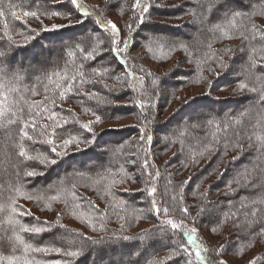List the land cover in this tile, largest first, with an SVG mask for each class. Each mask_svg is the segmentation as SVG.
<instances>
[{
    "label": "trees",
    "instance_id": "trees-1",
    "mask_svg": "<svg viewBox=\"0 0 264 264\" xmlns=\"http://www.w3.org/2000/svg\"><path fill=\"white\" fill-rule=\"evenodd\" d=\"M28 1L32 0H6L7 3H11L12 10L17 12L19 18H13L7 13L5 17L0 18V46H5L7 52L5 56L9 51L13 54L11 60H6L5 56L0 59V94H2L0 100L6 102L10 100L11 103L7 106L12 109L6 117L0 119V138L10 136L13 140L19 141L17 149L7 147L0 155V183L5 180L8 184L6 189L4 188L7 192L1 196L0 202L9 196H16L17 189L26 192L32 198L16 196L15 205L25 214L18 215L15 219L28 227L43 226L46 230L39 234L14 232L12 229L15 226L9 225L5 216L0 214V255L23 257V250L13 244L14 236L18 234L26 244H31L33 247L60 249V252H29L27 257L29 260L36 264H68V260L75 257L67 256L65 253L81 252V258L84 253L82 250H87L86 244L106 240L112 241L110 243L112 244L118 240H128L123 236L127 235L130 238L129 233L137 223L118 222L124 218L123 211L126 209V214H133L137 218L135 221L143 219L153 224V228L141 234L144 241L163 231L175 245L174 250H167L160 261L155 262L153 258L146 257L144 264H162L161 262L168 260L177 246L181 250L178 254L182 256L185 264L188 261L190 264H201L196 255L198 250L205 257L204 264L208 261L211 264H219L220 261L224 264H253V262L264 264V194L261 198H253L257 192L259 193L252 188L259 182L258 176L251 177V174L247 173L253 160L261 161L264 165V100L260 99L261 94H264V31L255 33L252 31V25L264 30V0H247L252 3L250 6L245 1L243 4L239 0H216L209 12H205L207 7L203 6L207 0H165L172 15L182 21L181 25L177 26V30H173L175 34L187 37V33L180 27L185 26L187 21L188 25L189 20L199 21L200 28L207 31L198 36L200 43L191 44L176 41L172 37L155 36L145 46L146 51L149 56L151 54L161 58L157 59L159 61H172L178 58L179 66L186 67L180 71V76L185 80L181 86L199 87L203 94L193 100L185 98V104L182 103L183 108L180 107L177 112L178 118L174 117L171 121L163 122L162 125L153 122L147 129L142 128L143 132L141 128L132 127L126 141L118 147L120 156L109 153V157L105 160L98 158L104 161V164L97 170V174L100 175L97 179L87 173L89 171H82L84 174H81V178L72 179L76 171L70 167L59 176L58 181H54L46 188L35 187L34 182L38 174L28 177L24 175L23 169L27 168L28 171L40 174L37 169L45 172L56 165L62 164L67 168L70 162L77 164L78 156L87 148L88 142L101 136V134L96 136L98 132L96 123L91 130L84 125L90 124L87 120L89 115L102 119L96 111L99 104H104V93L114 90L126 96H135L132 94L133 92L136 94V90L139 92L151 90L154 96L157 86L149 88L145 85L146 90L142 87L135 89L140 84L139 82L133 84L134 78L131 73L135 72L131 70L135 69L134 63L137 59L134 57L127 60V67H123L117 60L116 54L112 52L111 55H106V51L112 50V32L96 27L93 28L92 35H89L85 30L89 29V25L84 29L86 34H83V38L79 40L77 38L69 46L61 44L52 65L42 64L36 68V71H28L23 66L15 67L14 60L17 61L19 56H22L23 64L27 58L38 61L37 55L42 54V51L49 54L43 43L38 50H34L33 47L38 40L29 42V39L39 31H42L47 39L59 34L60 40L64 39L65 37L62 36L64 28L72 25H65L63 22L73 15V6L76 8L70 0L71 3L68 2L66 9L56 2L52 4L54 10L47 12L49 7L47 0H42L43 7H37L36 3H32L35 4L32 6ZM119 1V10L124 12L123 14L130 13L132 21H136L137 12L129 7L130 0ZM191 1L195 3H190ZM156 2L157 0H148V9H152ZM26 11L36 12L37 16L25 17L23 14ZM65 11L71 13L67 14ZM52 12L60 15L53 16ZM234 15H241L237 18L240 23L236 27H231L229 21ZM57 21L62 23L61 25L57 23L59 27L55 30H45L49 23L53 24ZM5 22L8 25L7 35L4 34ZM218 25L221 26L219 29H217ZM244 25H247V30H243ZM90 39H93L92 42L89 41ZM230 42H237V45L230 46ZM134 43L131 40L129 50L134 47ZM93 49L96 51L93 52ZM226 49H231V52L224 54ZM89 52L93 53L91 58L88 57ZM112 58L116 59V66L113 65ZM220 60L225 64L223 69L220 67ZM253 61H255L254 66H252ZM249 69L260 79L250 81L246 75ZM70 78L72 80H69ZM242 83L246 84L247 88L239 89ZM128 86H133V90L129 91ZM12 88L15 90H10ZM248 88H254L255 91H248ZM228 93H231L232 97L228 96ZM159 97L161 103L154 108L157 107L162 111L168 97ZM99 98L101 99L98 100ZM139 100L141 101L140 98ZM145 102L149 107L153 101L146 98ZM30 105H42V107L30 108ZM257 108L261 109L262 115H259V111L256 116L251 114V111ZM141 110L142 108L138 106L137 112L141 114ZM158 110L154 119L159 116ZM13 111L16 112L15 117L12 116ZM48 111L57 118L63 117L64 121H61L58 127H53V122L47 118ZM146 112H149V115L155 113L151 109ZM147 113L143 114L147 115ZM10 119H14L15 122L8 123ZM237 120L240 123H237ZM29 121H35L34 124L29 123L27 129L32 137L31 140L20 135V130ZM154 128L158 129V135L161 134L160 139L153 137ZM142 135L151 136V143L142 139ZM73 137L81 141L79 146L70 144L64 149L63 155H57V152L63 150L60 147L63 140ZM237 141L239 147H236ZM131 142H135L136 147L130 151L127 147ZM53 146L56 151H53ZM22 148L33 159L21 157L19 152ZM108 150L110 152L114 149L111 147ZM43 157L55 162L46 165L43 163ZM36 162L42 167H36ZM127 162H134L136 166L132 167ZM13 169L21 174L23 171L21 177L24 180L20 181L18 178L16 184L10 173ZM262 176H264V166H262ZM171 178L178 180L171 181ZM81 180L90 183L93 186L90 189H96L106 196L103 202L107 203L106 207L113 212L112 215L104 216L102 219L94 218L95 215L98 216L97 210L92 205L96 202L88 199L82 188L85 183H81L83 182ZM173 185L174 188L175 186L180 188L178 193H173ZM152 187H155L156 192L149 195ZM259 190L263 193V186ZM68 198H74L72 202H77L79 208L92 217V222H84V224L93 231L94 235L61 226L56 214L54 218L44 221L37 214H28L21 205L22 201L30 202L36 208L48 209L54 205L67 204ZM236 198L240 200L239 203ZM153 200L156 207H168L170 214L168 216L157 214L152 207ZM81 201H84L89 208L82 206ZM218 204L219 207L216 206ZM144 206H148V211ZM185 208L188 210L186 214L183 211ZM213 214L220 217V222L214 226L211 218ZM233 218L236 221H232ZM248 218H255L256 221L246 228ZM168 219L182 223L183 227L177 231L166 224L162 227L161 221ZM245 228L247 230L244 235L242 234L245 236L243 237L239 235L238 229L243 231ZM226 229H229V233L225 232ZM205 231L208 233L210 231L212 241L204 236ZM108 235H116V237L110 239L107 237L112 236ZM138 236L137 234L132 237L135 239ZM189 237L194 242H190ZM214 240L218 245L212 244ZM13 247L17 250L13 251ZM101 247L111 246L101 245ZM185 249L186 253L183 251ZM234 249H238V253H235Z\"/></svg>",
    "mask_w": 264,
    "mask_h": 264
},
{
    "label": "rangeland",
    "instance_id": "rangeland-1",
    "mask_svg": "<svg viewBox=\"0 0 264 264\" xmlns=\"http://www.w3.org/2000/svg\"><path fill=\"white\" fill-rule=\"evenodd\" d=\"M47 1L49 3L47 12H50V10L53 11L54 10V8H52V4L54 3L53 0H47ZM60 1L61 0H57L58 5L62 6L64 9L67 8V4L71 3L70 0H64L63 3L62 1L61 2ZM147 1L148 0H139L140 6H137V0H130L128 2L129 7H132V9L136 10L137 12L136 13L137 20L133 22L130 13L126 12L125 14H123L124 12L119 10V7H120L119 0H79V3L83 5V8H77V7L75 8L73 6V10H72L73 15H71V17L67 16L69 18H67V20H64L63 22L65 23V25L66 24L72 25L70 27L64 28L65 31L63 32L64 34H62V36L65 37L64 39L60 40L61 38V36L59 37L60 34L59 35L56 34L58 36H53L47 39L46 37L43 36L44 34L42 31H39L40 33L38 32L34 34L33 37L29 39L30 40L29 42H32L33 40L36 42L38 40L33 47L34 50H38L39 46H41V43H43L45 45V48L49 50V51L47 50L48 52H50L49 54H47L45 51H42V55L39 57L38 61H34L33 59L27 58L23 61V64L21 61L22 56H19L17 58V61L14 60L15 67L23 66L28 71H36V68L42 64L52 65V62L55 61L56 59L55 57L57 56L59 47L61 46L62 43L67 44L69 46L77 38H78L77 40L83 38L84 35L86 34V31L89 35H92L91 33L93 32V28L95 29L96 27H102V29H104L103 25H100L97 22L99 20V21H103L105 25L109 26L106 31L111 32V28H110L111 23H115L117 25L118 34L116 35L115 39L121 42L118 45L120 48H123L122 42L124 40L128 42V45L131 42V40L135 42L134 47H132L131 50H129V47H128L127 49H124L119 55L116 54L117 60H119L120 64L123 67H127V60L129 61V59H132L134 57L135 59H137L134 63L135 69H133L132 67L133 70H131V71H134L137 75L136 76L135 73H131L132 77L134 78L133 84L134 82H139L140 84V86L135 87V89H139V87H142L144 90H146L147 89L146 86H148L149 88H151L152 86H157V89L155 91L153 90L155 93L154 96L152 95L153 92L151 90L146 91V92L144 91L139 92L138 90H136V94L134 92L132 94L135 96H126L123 93L121 94L118 91L115 92L114 90L104 93V97H105L104 98L105 100L103 101L104 104H99V107L97 108V111H96L102 117V119L100 120L101 122L97 123L96 118L92 115H89L87 118L88 122L92 126L95 123L97 124L96 127H97L98 132L96 133V136L98 134H101V136L97 139L93 138L88 142V144L86 145L87 148L83 152H81L80 156H78L79 159L77 160V164L75 165L70 162L69 163L70 166L67 168L66 167L64 168L63 165L60 164V165H56L55 167H51L45 172L41 171V169L35 168L40 172V174L37 173L38 174L36 176L37 180L36 182H34L35 187L46 188L52 185V183H54V181L55 182L58 181L59 176L62 175V173L66 171L67 169H70V167L71 168L73 167L72 170L76 171L75 172L76 175L72 179L81 178V174H84L82 173V171H89L87 173L93 175V177L97 179L100 176L97 174L98 173L97 170L99 166H103L104 164V161H100L98 160V158L101 160L103 159L105 160L107 159V157H109V153L112 155L117 154L118 156H120L121 152L118 150L119 149L118 147L121 146L122 143L126 141L127 139L126 137L131 131L132 127L134 128L137 127V129H140V128L147 129V127H149L151 123L153 122L156 125L157 124L162 125L163 122L171 121L172 118L177 117V112L179 111V108L180 107L183 108V104H185L184 100H186L185 98L188 97L187 98L188 100H193V99L199 98L200 95L203 94L201 88L199 87H193V88L185 87L184 88L181 86V84L185 80L183 77L180 76V71L186 69V67H184L183 65L179 66V63H177L178 58H174L172 61L170 60L169 61H164V60L159 61L157 59H161V58H156L151 54L150 56L148 55L145 46L147 45V43H149V41H151L150 39L155 36H166L167 38L172 37L176 41L178 40L185 41L190 44L192 42L200 43L201 41L199 40L198 36H200L201 33H204L205 31H207V29L204 30L203 28H200L199 21L189 20L188 25H187L188 23L187 21L185 26L180 27L187 33L186 34L187 37L184 38L182 36H179L175 34L173 30H177V28L181 25L182 21H180L178 18H175L176 16L172 15L171 11L169 10L168 3L165 0H157V2L154 4L155 6H152V9L150 8V10L148 9L147 13H143L141 11V7L144 4H147ZM239 1L240 3H243V4H244V1L246 3H249L247 0H239ZM215 2L216 0H207L206 4L203 5L204 7H207L205 12L206 11L209 12L210 8H212ZM28 3L32 6L35 5L32 3H36L37 7H41L43 5L42 0H37V2L36 0H32L31 2L28 1ZM190 3H195V2L191 1ZM251 4L249 3V6ZM84 10H87V12L89 13L88 16L83 15ZM68 13L70 14L71 11L67 12V14ZM79 16L83 18L89 17L92 20L91 22L92 24L88 22L90 26L89 29L79 27V23L81 21ZM142 16L145 17L143 22L140 21V17ZM206 18H207L206 20L209 19V17H207V14H206ZM57 23H59V25L62 24L61 21L60 22L57 21L53 24L49 23V25L47 26L48 28L46 29H51L49 27L53 25H57ZM92 40L93 39H90L89 41L92 42ZM229 45L234 47L237 45V42H230ZM9 52L5 56V53H7L5 46H0V59L1 57L5 56L6 60H11V57L13 54H10ZM112 52L113 51L110 49L109 51H106L107 54L106 53H103V54L111 55ZM113 54L115 55L114 52ZM112 61H113L112 62L113 65L116 66L117 65L116 59L112 58ZM113 65L112 67H114ZM237 67L238 65H236V68ZM117 69H119V67ZM73 74H75L74 71H73ZM69 80H72V79L70 78ZM128 82H131V81H128ZM127 88L130 91V89L133 90L132 88L134 87L128 86ZM158 88H160V90ZM143 92L145 93V95L143 94ZM148 93L149 95H152V96H149ZM230 94L231 93H228V96H230ZM142 95L144 96L143 98H142ZM159 96L168 97L166 102H164L166 104L163 105L162 111H160L161 109L157 107L154 108V106H159V104L161 103V99ZM139 98L141 99V101L139 100ZM146 98L148 99L150 98L151 101H153L149 107H148L149 104L147 105L145 102ZM100 99L101 98H99L98 100ZM138 102H142V103L138 104ZM140 104L146 105V108L140 111L141 114L137 112L138 106H140ZM150 109L151 111L155 112L152 115L150 113L151 117L149 115V112L148 113L146 112V110L150 111ZM157 110L159 111V116L157 119L155 118L156 119L155 120L153 117L157 113ZM260 111L261 109L257 108L256 110L254 109L253 111H251V114L256 116L257 115L256 113L258 112L259 115H262ZM143 113H147V115H144ZM169 124L174 125L171 123ZM167 128H169V126ZM157 131L158 129L154 128L153 137H156V139L157 138L160 139L161 134L159 133L158 135ZM181 131L182 129L180 130V133ZM18 145H19V141L17 139L13 140L10 136L5 137V138L4 137L0 138V155L2 151L5 150L7 147L8 148L13 147L17 149ZM111 147H113L114 150H111L109 152L108 149H110ZM135 147H136L135 142L134 143L131 142L129 143L127 150L131 151L132 148H135ZM60 152H63L64 154V149L61 150ZM20 163L22 165V162ZM127 164L131 165L132 167L133 165L136 166L134 162H127ZM250 165H251L250 169L248 170L247 173L251 174V177L258 176L257 178L259 181L257 184L253 185L252 187L253 190L259 191V193L257 192L253 198L255 199L261 198L264 192L262 193L261 190L259 189L262 186L264 189V176H262V166L264 165L262 164L261 161L257 162L254 160L251 161ZM36 167H42V165L36 162ZM14 169L10 173L11 175H13L14 177L13 180L17 184L19 180L20 181L24 180V178L21 177L23 176V171H21L22 172L21 174L19 173V171H15ZM23 170H25L24 171L25 173L29 169L26 168ZM53 170H56L54 171L55 173L53 172ZM235 177L236 176H234V178ZM173 179L178 180L177 178H171L170 180L173 181ZM81 181H83L81 183H85L84 180H81ZM155 184H157V181L155 182ZM7 185L8 184L7 182H5V180L0 183V198L1 196H3V194L7 192V191H4ZM91 187L93 186L90 185V183L86 182L82 188H84L87 196L89 197L88 199L96 202L92 204L93 208L96 209L98 213V216L95 215L94 218L102 219L104 218V216L108 217V215H112L113 212H111L106 207L107 203L103 202V199H106L105 198L106 196L103 194H100V192H97L96 189H90ZM172 189H173L174 194L180 191V188L178 186H175L174 188V185H173ZM67 200H68L67 201L68 203L65 205L63 204L65 208L62 205H54L48 208L49 210L44 209V208H36L30 202L22 201L21 205L22 207H24L26 212H28V214H37L44 221L45 220L47 221V219L54 218L56 214V216L59 219L58 223L61 226L63 227L66 226L71 230H77L79 232L82 231V232H86L88 234L94 235L93 231L85 227V224H84V222L85 223L92 222V217H90L88 213L83 212L79 208V204L77 202L76 203L72 202L74 198H68ZM136 202H138V200ZM239 202L240 200L237 201V203ZM81 204L82 206H85L87 209L89 208V206L84 201H81ZM216 206L219 207V204ZM144 207H146V211H148V208H147L148 206H144ZM217 207H214V208H217ZM214 211L216 212L217 210L215 209ZM123 213H124L123 214L124 218H122L118 222L132 221L134 223H137L136 227L133 228L131 232L129 233L131 237L128 238V241L133 242V245L131 244L132 246L130 247L122 246L126 240H122V241L118 240V242H115L112 244H110L112 241H109V240H106L100 243L86 244L88 245L86 249L93 251V252L89 254L88 260H86L83 263H79V264H144L145 263L144 260L146 257L153 258L155 262L156 260L158 262L160 261V258L163 259V255H165L164 253L167 250H174L175 245H174L173 240H169L165 236L163 231L157 232L153 237L150 238V240L144 241V239L141 237V234L145 232L146 230H148L149 228H153L152 226L153 224L148 223L144 221L143 219H139V221H135V219L137 218L134 217L133 214H129V213L126 214V209L123 211ZM147 214L149 215L150 213L148 212ZM216 215L213 214V217H211L213 220V224H212L213 226L217 225L220 222V217H217ZM59 217H62L63 219H60ZM216 217L219 219H217ZM232 221H236V220L233 218ZM255 221H256L255 218L253 219L248 218V221L246 223V228L248 226L250 227ZM200 225L201 227H204L203 224H200ZM115 228L117 230V224L115 225ZM208 228L210 227L208 226ZM246 228L243 231L241 229H238L239 235L243 236L246 233V230H247ZM225 232L229 233V229H226ZM209 233L208 231H205L204 236L208 237V239L211 240V236ZM234 233H236V231ZM99 234H104V233H99ZM137 234L139 236L134 239V237L132 236L137 235ZM108 236H112V235H108ZM114 237H116V235L112 237H107V238L113 239ZM212 244L215 246L218 245L216 240H214ZM101 245H107V246L112 247V248H105L106 251H109L107 252L106 256L104 255L101 257V254H99L100 252L96 251L97 248L101 247ZM195 247H196V244H195ZM87 250L84 249L82 250V252L85 253ZM237 250L238 249H234L235 253H238ZM80 255H81V252H79V255L76 256L75 258L68 260V264H78L77 262H78V259L80 258ZM170 255H172V253ZM248 257H250V254ZM161 263L162 264H185L182 256L178 253L177 255H172L171 259L165 260ZM206 264H211V262L208 261V263Z\"/></svg>",
    "mask_w": 264,
    "mask_h": 264
},
{
    "label": "snow or ice",
    "instance_id": "snow-or-ice-1",
    "mask_svg": "<svg viewBox=\"0 0 264 264\" xmlns=\"http://www.w3.org/2000/svg\"><path fill=\"white\" fill-rule=\"evenodd\" d=\"M54 3L57 2V0H53ZM72 3L77 7V8H83V5H81L79 3V0H72ZM9 5V9L7 11V14H10L11 17L13 18H16L18 19L19 16L17 14L16 11L12 10V6H11V3H8ZM137 6H140L139 5V0H137ZM0 11H2V9H0ZM141 11L143 13H147L148 11V5L147 4H144L142 7H141ZM25 17H36L37 16V13L36 12H24L23 14ZM51 15L53 16H59L60 14L57 13V12H52ZM83 15L84 16H88L89 13L87 12V10H84L83 11ZM6 16V13L4 14H0V18H3ZM238 17H241V15H234L232 17V19L229 21V26L231 27H236L238 23H240V21H238ZM145 17H140V21L143 22ZM100 25H103L104 29L107 30V28L109 27L108 25H105L103 21H97ZM4 27H5V35H7V28H8V25L7 23L5 22L4 24ZM57 27V25H53L51 29H45V30H55ZM221 26H217V29H219ZM110 28H111V32H112V40H111V43H112V51L119 55L124 49H127L129 47L128 45V42L126 40H124L122 43H123V48H120L118 45L121 43L120 41H118L117 39H115L116 35L118 34V29H117V25L115 23H111L110 25ZM243 30H247V25H244V29ZM252 31L253 33H255L256 31H264V30H259L256 28L255 25H252ZM96 50L93 49V52H95ZM231 52V49H226L224 54H227V53H230ZM93 55L92 52H89L88 53V57L91 58ZM220 63V67L221 69H223L225 67V64L222 60L219 61ZM255 64V61H253V65L254 66ZM106 71V70H105ZM82 75V74H81ZM246 75L248 76L249 80L252 81V80H257V79H260L258 77H256V75L249 69L248 72L246 73ZM247 88V85L246 84H240L239 85V89L243 90ZM251 89H254V88H248V91H251ZM70 90V89H69ZM64 97V93L62 92L61 93V98L63 99ZM6 99V97L4 98ZM42 105H30V108H41ZM140 107L142 109L146 108V105L145 104H140ZM47 118L49 120H51L53 122V127H58L59 124L61 123V121H64V118L63 117H60V118H57L56 116H54L50 111H48V115H47ZM0 119H3V117H0ZM146 119V118H145ZM66 122V121H65ZM96 122L99 123L100 122V118L97 116L96 118ZM29 123H35V121H29L27 123L24 124V128L20 130V135L22 138H25V139H29L31 140L32 137L28 134V126H29ZM85 128H88L89 130H91L92 128V125L91 124H88V125H84ZM141 131L143 132V129H141ZM142 139H145L147 142L151 143L152 141V137L151 136H147V135H142ZM49 143H51V141H47ZM81 143V141L75 137L71 138V139H64L63 140V143L60 145V147L62 149H67L68 146L70 144H75L77 146H79V144ZM226 148L228 147L227 145L225 146ZM236 147H239V141L236 142ZM53 151H56V148L55 146H53ZM19 155L21 157H26L27 159H33L32 156L28 155V153L26 151L23 150V148L20 150L19 152ZM57 155H63V152H57ZM43 163H45L46 165L49 164V163H52L48 157H43ZM24 175L30 177V176H35L37 175V172L35 171H26L24 173ZM156 175H159V173H156ZM20 189H17V192H19ZM156 192V189L155 187H152L151 188V191L149 193V195L153 194ZM30 199L32 198L31 196L29 197ZM39 199V197L37 198ZM53 199H56V197H53ZM175 199V198H173ZM9 203L11 204V207L4 211V210H0V214H3L4 216L5 215H9L10 214V219L7 221V223L9 225H14L15 227L12 229L14 232L18 231V232H31V233H35V234H39L43 231H45L46 229L43 227V226H33V227H28L26 225L23 224V226L19 223V220L15 219L16 216L18 215H24L25 213L22 211V210H18L17 211V207L15 205V203H12L11 201H9ZM3 202H0V205H2ZM152 207L153 209H155V211L157 212V214H163L164 216H168L170 214V210L168 207H156V203H155V200H153V204H152ZM183 211L185 212V214L187 213V209H183ZM169 225L171 227L172 230L174 231H177V230H180L183 225L182 223H178V222H174L173 220L171 219H168V220H165V221H161V226L163 227L164 225ZM22 227H23V230H22ZM121 227L123 228V225H121ZM17 237H19L20 239H17ZM124 239H128L129 237L127 235L123 236ZM189 241L190 242H194L192 241L191 237H189ZM13 244L15 245H18L22 250H23V257H15V256H12V257H4L2 255H0V264H36V262L34 261H31L29 260L27 257H28V254L29 252H49V251H52V252H60V249L59 248H52V249H49V248H39V247H33L31 244H26L24 239L20 236V235H15L14 236V239H13ZM16 247H13V251H16ZM185 253L187 252V250H183ZM177 253H181V250L179 248V246H177V248L175 249V251L172 253V255H177ZM67 256H71V257H76L79 255V253L77 252H67L65 253ZM172 255H170L168 257V259H171L172 258ZM197 259L201 262V264H204V261H205V257L201 255L200 251L198 250L197 253ZM187 264H190V261L187 262ZM219 264H224L223 261H220ZM253 264H255V262H253Z\"/></svg>",
    "mask_w": 264,
    "mask_h": 264
},
{
    "label": "clouds",
    "instance_id": "clouds-1",
    "mask_svg": "<svg viewBox=\"0 0 264 264\" xmlns=\"http://www.w3.org/2000/svg\"><path fill=\"white\" fill-rule=\"evenodd\" d=\"M0 9H2V11H0V14H4L7 13L8 9H9V5L6 2V0H0ZM10 90H15V88H12ZM251 91H255V89H251ZM2 95V94H0ZM260 99L264 100V94H261ZM10 100L9 101H4V100H0V117H6L7 113L9 111H12L11 107L7 106L10 105ZM12 116L15 117L16 116V112H12ZM15 120L14 119H10L8 120V123H14ZM237 123H240L239 120H237ZM52 163H54L55 161H51ZM16 196H23L26 199H30L29 195L26 192L23 191H19L16 193ZM16 196H9L7 199L3 200V204L0 205V210H8L11 207V204L9 203V201H11L12 203H16ZM18 211V209H17ZM10 214L9 215H5V220L8 221L10 219ZM20 223V222H19ZM22 226L23 224L20 223ZM23 230V227H22ZM17 239H20L19 237H17Z\"/></svg>",
    "mask_w": 264,
    "mask_h": 264
},
{
    "label": "bare ground",
    "instance_id": "bare-ground-1",
    "mask_svg": "<svg viewBox=\"0 0 264 264\" xmlns=\"http://www.w3.org/2000/svg\"><path fill=\"white\" fill-rule=\"evenodd\" d=\"M79 18L81 19V21H80V23H79V27H81V28H85L87 25H89L88 22H90V24H92V23H91L92 20H91L89 17L83 18V17L79 16ZM41 55H42V54L39 53V54L37 55V59H39V57H40ZM43 55H44V54H43ZM131 244L133 245V242H130V241L126 240L122 246L130 247V246H132ZM106 248H112V247H106ZM163 250H164V249H163ZM96 251H97V252H100L99 254H101V257L104 256V255L106 256L107 252H109V251H106V250H105V247L97 248ZM91 252H93V251H90V250L86 251L85 253H86L87 255L84 253L83 256L80 258V261L78 262V264H79V263H83V262H85L86 260H88V258H89V254H90ZM94 253H95V252H94Z\"/></svg>",
    "mask_w": 264,
    "mask_h": 264
}]
</instances>
